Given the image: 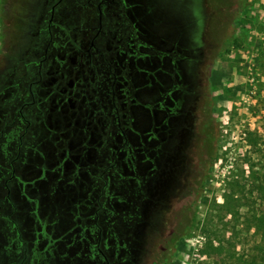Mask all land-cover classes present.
Listing matches in <instances>:
<instances>
[{"label":"flooded vegetation","instance_id":"flooded-vegetation-1","mask_svg":"<svg viewBox=\"0 0 264 264\" xmlns=\"http://www.w3.org/2000/svg\"><path fill=\"white\" fill-rule=\"evenodd\" d=\"M0 15L1 51L14 52L0 74L12 264L32 252L37 264L162 263L180 237L170 214L194 190L179 29L165 34L144 0H0Z\"/></svg>","mask_w":264,"mask_h":264},{"label":"rangeland","instance_id":"rangeland-1","mask_svg":"<svg viewBox=\"0 0 264 264\" xmlns=\"http://www.w3.org/2000/svg\"><path fill=\"white\" fill-rule=\"evenodd\" d=\"M144 1L150 18L165 34L179 29L182 88L190 83V96L196 101L194 190L186 185L175 203L169 222L180 230V237L160 264H234L243 252L257 256L264 230V194L258 188L264 164V0ZM0 25L11 27L1 15ZM15 27L19 28L17 21ZM12 39L13 49L16 36ZM1 47L0 74L10 69L14 53L2 52ZM1 189L0 215L7 212ZM225 194L243 205L227 212L222 204ZM6 232L17 231L12 221L0 217V260L9 258L12 264ZM158 237L153 236L154 248ZM58 257V263L49 259L48 264H70L68 255ZM26 263L37 264L34 252Z\"/></svg>","mask_w":264,"mask_h":264},{"label":"trees","instance_id":"trees-1","mask_svg":"<svg viewBox=\"0 0 264 264\" xmlns=\"http://www.w3.org/2000/svg\"><path fill=\"white\" fill-rule=\"evenodd\" d=\"M208 124V123H207ZM208 128V127H207ZM209 130V129H208ZM207 137V148H212V143H211V134L210 136H206ZM205 147V148H206ZM261 169L263 170L261 172V179L260 180V186L258 187L260 192H262V194H264V164H262ZM223 206L226 207V211L227 212H231L234 210H237L238 207H241L243 204L239 201V199L237 197H233V195H224V201H223ZM188 216V215H187ZM190 221V219H189ZM262 244H260V248L258 250V255L257 256H250L249 252H243L242 255L240 257H238V263H234V264H264V230H263V236H262ZM219 250V249H217Z\"/></svg>","mask_w":264,"mask_h":264}]
</instances>
